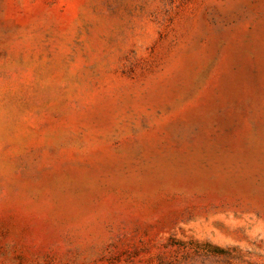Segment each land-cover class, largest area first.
Returning <instances> with one entry per match:
<instances>
[{"label": "rangeland", "instance_id": "374dc122", "mask_svg": "<svg viewBox=\"0 0 264 264\" xmlns=\"http://www.w3.org/2000/svg\"><path fill=\"white\" fill-rule=\"evenodd\" d=\"M0 264H264V0H0Z\"/></svg>", "mask_w": 264, "mask_h": 264}]
</instances>
